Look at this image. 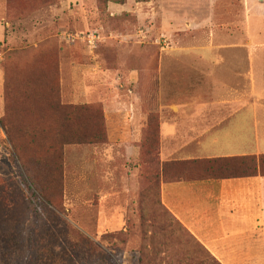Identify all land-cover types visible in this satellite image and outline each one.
I'll use <instances>...</instances> for the list:
<instances>
[{"label": "rangeland", "instance_id": "1", "mask_svg": "<svg viewBox=\"0 0 264 264\" xmlns=\"http://www.w3.org/2000/svg\"><path fill=\"white\" fill-rule=\"evenodd\" d=\"M223 101L264 123V0H0V264H219L161 204L209 165L163 162L160 116L204 131Z\"/></svg>", "mask_w": 264, "mask_h": 264}, {"label": "crops", "instance_id": "2", "mask_svg": "<svg viewBox=\"0 0 264 264\" xmlns=\"http://www.w3.org/2000/svg\"><path fill=\"white\" fill-rule=\"evenodd\" d=\"M138 72L135 70L133 74ZM137 99L139 104L144 103L135 93L136 102ZM160 102L165 103L163 99ZM198 102L191 101L190 106ZM236 103L243 106L222 119L215 114L210 117L209 113H203L211 125L204 131L198 130L197 123L191 131H184L181 127L185 123L183 119L171 121L161 114L162 160L172 163L193 161V164L211 166L215 160L255 156L258 160L256 172L248 176H202L169 181L163 178L160 200L162 206L220 264H264V172L260 162L264 155V123L259 115L248 109V101L217 104L224 107ZM137 105L133 103V109ZM183 106L184 101L177 98L161 107L170 108L175 116L180 114L182 117ZM186 112L192 113L190 109ZM142 121L144 128L145 116ZM142 128L133 131L136 142L142 137ZM130 133L129 130L118 132L123 137ZM126 147L129 160L140 154L136 144L127 143ZM176 155H182V159L175 158Z\"/></svg>", "mask_w": 264, "mask_h": 264}, {"label": "trees", "instance_id": "3", "mask_svg": "<svg viewBox=\"0 0 264 264\" xmlns=\"http://www.w3.org/2000/svg\"><path fill=\"white\" fill-rule=\"evenodd\" d=\"M249 159H253V162L255 161V164H253V167H252V169L253 168H255V169H257V158L255 157V156H249V157H243V158H235V159H224V160H216V161H213V163L214 162H216V164H218V163H222V162H228V161H230V160H233V162H234V165L232 166V167H234L235 169H242L243 168V170H242V173L241 174H236V175H232V176H248V175H250V174H253V173H255V172H253V173H248V172H246V170H245V167H246V164H245V162L246 161H248ZM260 162H262V157H260ZM241 164V167L242 168H239V165ZM213 165V164H212ZM210 166H208V167H206L205 168V173H206V176H208V177H210V176H213V177H219L220 175L219 174H216V168H215V170H213V168H209ZM228 169V168H227ZM231 170V169H230ZM231 176V175H230ZM34 179L35 180H33V182H32V184H35L37 187H39L40 188V190H41V194L43 195V197H45V198H43L42 197V195H41V197L43 198V200H45V199H47V201L49 200V198H47L46 197V195H45V191H46V187H45V185L47 184V179H48V174H45V176L43 177V178H41V176L40 175H36L35 177H34ZM194 238V237H193ZM195 239V238H194ZM196 240V239H195ZM220 264V263H219Z\"/></svg>", "mask_w": 264, "mask_h": 264}, {"label": "built area", "instance_id": "4", "mask_svg": "<svg viewBox=\"0 0 264 264\" xmlns=\"http://www.w3.org/2000/svg\"><path fill=\"white\" fill-rule=\"evenodd\" d=\"M88 40H89V43L91 44V46L90 47H94L93 45H94V42L96 41V36L95 35H89L88 36Z\"/></svg>", "mask_w": 264, "mask_h": 264}]
</instances>
